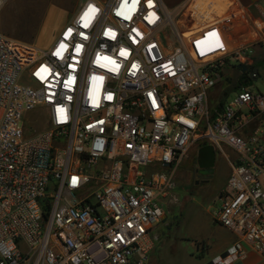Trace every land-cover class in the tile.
<instances>
[{"label": "built area", "instance_id": "built-area-1", "mask_svg": "<svg viewBox=\"0 0 264 264\" xmlns=\"http://www.w3.org/2000/svg\"><path fill=\"white\" fill-rule=\"evenodd\" d=\"M184 4L85 0L46 50L0 30V264H149L198 143L232 169L215 219L239 238L213 264L247 246L264 264V4ZM230 63L237 92L213 108ZM38 107L48 126L31 134Z\"/></svg>", "mask_w": 264, "mask_h": 264}, {"label": "rangeland", "instance_id": "rangeland-1", "mask_svg": "<svg viewBox=\"0 0 264 264\" xmlns=\"http://www.w3.org/2000/svg\"><path fill=\"white\" fill-rule=\"evenodd\" d=\"M84 1L6 0L0 8V30L46 50L61 25L68 18L72 19ZM164 3L173 13H182L186 8L185 0H164ZM252 55L255 67L261 74L256 81L252 80V89L264 91V43L262 47L254 49ZM234 78V68L230 63L222 84L209 92L213 108L234 98L237 92L233 85ZM27 81V77H24L23 82ZM47 126L41 107L29 114L28 129L31 134ZM200 149L199 158L196 153ZM225 150L234 157L228 147ZM193 154L197 156L195 161L192 157L187 160L178 174L176 192L179 201L169 206L164 220L153 229V234L160 236V239L152 253V264H209L216 249L225 246L233 235L229 228L215 219L220 194L231 176V165L223 153L211 144L198 143ZM197 169L210 176V181L201 184L191 181V172Z\"/></svg>", "mask_w": 264, "mask_h": 264}, {"label": "crops", "instance_id": "crops-1", "mask_svg": "<svg viewBox=\"0 0 264 264\" xmlns=\"http://www.w3.org/2000/svg\"><path fill=\"white\" fill-rule=\"evenodd\" d=\"M99 1H103V0H99ZM213 3H215L216 0H212ZM241 5L245 6L248 8V10H250V12H252V14H254L255 16L257 15V12H258V6L260 5H263L264 4V0H237ZM194 7H198V4L194 3ZM205 10H214L215 9V6L214 5H208L206 7H204ZM199 12V11H198ZM199 17H203L201 15H199ZM71 18H68V20L61 25V27L58 29L57 33H56V36L52 39V43L55 41V39L58 37L61 29L64 27V25L70 20ZM51 43V44H52ZM50 44V45H51ZM257 48H260V47H256ZM201 155V151L199 153ZM200 155L198 156L200 158ZM230 230V229H229ZM232 234L231 235V239H229L227 242H226V245L225 246H220L216 249V254L215 256L212 258L213 260L220 256V255H224L228 248L230 246H232L237 240H238V235L237 233L233 232L231 230ZM160 239V236L158 237V239L155 241V245H154V248L151 252V256H150V261H149V264H152V253L157 249V246H158V243L157 241ZM209 264H213V261H211ZM229 264H263V260L261 258V256L256 252L254 251L253 249H251L250 247L247 246V257L242 259V258H237L235 259L234 261L230 262Z\"/></svg>", "mask_w": 264, "mask_h": 264}, {"label": "flooded vegetation", "instance_id": "flooded-vegetation-1", "mask_svg": "<svg viewBox=\"0 0 264 264\" xmlns=\"http://www.w3.org/2000/svg\"><path fill=\"white\" fill-rule=\"evenodd\" d=\"M186 172V171H183ZM192 177L190 180L194 181L196 184L206 183L210 181V176H208L205 173L200 172L199 169L195 170L194 172H191Z\"/></svg>", "mask_w": 264, "mask_h": 264}, {"label": "water", "instance_id": "water-1", "mask_svg": "<svg viewBox=\"0 0 264 264\" xmlns=\"http://www.w3.org/2000/svg\"><path fill=\"white\" fill-rule=\"evenodd\" d=\"M239 67L242 69V71H246V70H248V66L245 65V64H240ZM258 70H259V69H258L257 67H254V68L252 69V72H256V73L259 74V71H258ZM204 149H205V148H204ZM201 151H202V149H201Z\"/></svg>", "mask_w": 264, "mask_h": 264}, {"label": "bare ground", "instance_id": "bare-ground-1", "mask_svg": "<svg viewBox=\"0 0 264 264\" xmlns=\"http://www.w3.org/2000/svg\"><path fill=\"white\" fill-rule=\"evenodd\" d=\"M259 119L253 120L245 129L253 128L257 123Z\"/></svg>", "mask_w": 264, "mask_h": 264}, {"label": "snow or ice", "instance_id": "snow-or-ice-1", "mask_svg": "<svg viewBox=\"0 0 264 264\" xmlns=\"http://www.w3.org/2000/svg\"><path fill=\"white\" fill-rule=\"evenodd\" d=\"M59 53H57V55H58ZM74 183H75V180H74Z\"/></svg>", "mask_w": 264, "mask_h": 264}, {"label": "trees", "instance_id": "trees-1", "mask_svg": "<svg viewBox=\"0 0 264 264\" xmlns=\"http://www.w3.org/2000/svg\"><path fill=\"white\" fill-rule=\"evenodd\" d=\"M238 87V86H237ZM223 103H221V105H222Z\"/></svg>", "mask_w": 264, "mask_h": 264}]
</instances>
